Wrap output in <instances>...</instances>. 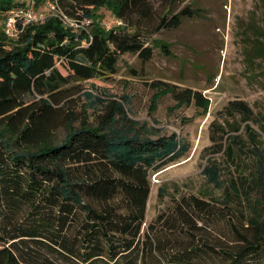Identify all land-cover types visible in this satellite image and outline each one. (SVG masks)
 <instances>
[{
  "label": "trees",
  "instance_id": "obj_1",
  "mask_svg": "<svg viewBox=\"0 0 264 264\" xmlns=\"http://www.w3.org/2000/svg\"><path fill=\"white\" fill-rule=\"evenodd\" d=\"M109 1L115 3L114 16L134 31L111 27L88 32L84 27L66 26L50 13L41 22L16 23L13 38L0 32V264H60L57 258L77 264H163L177 257H187L193 264H264V209L259 212L257 207H251L249 216L241 214L245 225L231 213L226 216L231 226L227 240L193 243L195 236L187 230V221L196 226L193 214L200 212L206 213L202 218H212V206L195 197L191 201L182 198L168 221L158 215L163 219L160 235L147 232L142 238L150 191L148 170L158 171L178 161L188 146L174 132L150 138L127 126L120 101L104 104L96 98L104 107L96 124H85L82 119L77 127L70 124L71 111L57 106L70 80L112 74L119 55L127 52L148 60L152 49L135 31L137 26L154 18L148 33L176 28L196 10L185 5L168 16H154L150 0L55 3L68 18L80 21L91 19L95 7ZM169 2L159 0L160 4ZM17 4L0 0V13ZM155 41L166 51L163 42ZM162 85L157 87L152 106L159 95L169 93L178 105L193 101L202 112L207 110L208 100L199 92ZM25 94L37 96L25 103ZM228 105L243 121L247 119L249 110L242 101ZM118 118L124 120L117 126ZM58 125H64L66 132L53 143L51 129ZM244 127L254 138L248 126ZM227 137L238 142L225 133L216 146L231 156L232 143H226ZM258 156L257 184L264 187V156ZM201 171L209 183L222 186L217 163L206 162ZM240 186L231 181L227 188L241 192Z\"/></svg>",
  "mask_w": 264,
  "mask_h": 264
},
{
  "label": "rangeland",
  "instance_id": "obj_2",
  "mask_svg": "<svg viewBox=\"0 0 264 264\" xmlns=\"http://www.w3.org/2000/svg\"><path fill=\"white\" fill-rule=\"evenodd\" d=\"M169 1L160 4L159 0H150L153 15L168 13V16L185 5L196 9L195 13L192 17L182 18L176 28L148 33L154 18L137 26L135 31H139V37L152 49L148 60L127 52L119 55L112 74L70 80L65 85L70 88L57 106L71 111L70 124L77 127L82 119L85 124H96L97 115L104 110L96 98L104 104L120 101L128 121L118 118L117 126L123 121L150 138L176 133L188 146V151L185 157L158 171L148 170L150 191L141 237L144 238L147 232H156L159 236L163 219L158 215L168 221L180 199L191 201L195 197L212 206L210 214L213 217L202 218L201 214H206L202 212L198 216L193 214L194 227L187 221V230L195 236L193 243H204L202 240L219 243V240H227L226 231H231L227 215L231 213L235 221L243 220L245 225L247 222L241 214L249 216L251 207L260 208L259 212L264 209V187L257 184L256 171L258 154L264 156L261 128V122L264 123V0ZM114 7L112 1L96 6L84 28L88 32L94 28L106 31L111 27L134 31L114 16ZM10 8L0 13V32ZM32 10L41 12L43 17L51 13L41 0L36 5L32 0ZM155 40L163 42L166 51H162ZM163 83L173 85L176 91L186 88L199 92L208 100L207 110L202 112L193 101L178 105L169 93L159 95L152 106L157 87H164ZM85 93L91 96L87 97ZM36 96L25 94L23 101L28 103ZM233 100L242 101L248 108L246 120L243 121L228 105ZM244 125L253 132L254 138L248 135ZM51 130L53 143H58L66 132L64 125ZM222 133L234 135L238 140L232 143L229 137L226 138V143H232L231 156H226L216 146L222 141ZM206 162L219 165L222 186L217 187L206 180L201 171ZM113 174L119 176L116 172ZM231 181L237 185L242 183L241 192L227 188ZM29 244L38 249L37 245ZM261 258L264 261V257ZM57 261L77 264L75 260L57 258Z\"/></svg>",
  "mask_w": 264,
  "mask_h": 264
},
{
  "label": "built area",
  "instance_id": "obj_3",
  "mask_svg": "<svg viewBox=\"0 0 264 264\" xmlns=\"http://www.w3.org/2000/svg\"><path fill=\"white\" fill-rule=\"evenodd\" d=\"M17 6L11 7L3 21V32L9 37L13 38L17 32L16 23L26 24L41 21L43 15L41 12L37 13L32 10V0H16ZM44 7L52 14L57 16L61 22L69 27H84L87 20L76 21L68 18L57 7L55 0H44Z\"/></svg>",
  "mask_w": 264,
  "mask_h": 264
},
{
  "label": "crops",
  "instance_id": "obj_4",
  "mask_svg": "<svg viewBox=\"0 0 264 264\" xmlns=\"http://www.w3.org/2000/svg\"><path fill=\"white\" fill-rule=\"evenodd\" d=\"M226 234H228V231H226ZM165 260V259H163ZM162 263L164 264H193L192 262H188L187 261V257L186 258H173V260L170 259V261H162ZM207 264H210L209 262ZM213 264V263H211Z\"/></svg>",
  "mask_w": 264,
  "mask_h": 264
}]
</instances>
